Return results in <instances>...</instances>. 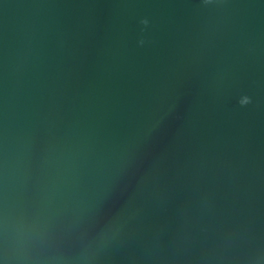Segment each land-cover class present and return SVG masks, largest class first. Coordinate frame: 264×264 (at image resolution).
Returning <instances> with one entry per match:
<instances>
[{
    "label": "water",
    "instance_id": "95a60500",
    "mask_svg": "<svg viewBox=\"0 0 264 264\" xmlns=\"http://www.w3.org/2000/svg\"><path fill=\"white\" fill-rule=\"evenodd\" d=\"M0 264H264V0H0Z\"/></svg>",
    "mask_w": 264,
    "mask_h": 264
},
{
    "label": "clouds",
    "instance_id": "9594fccd",
    "mask_svg": "<svg viewBox=\"0 0 264 264\" xmlns=\"http://www.w3.org/2000/svg\"><path fill=\"white\" fill-rule=\"evenodd\" d=\"M207 2H208V0H205V3H207ZM144 23H147V20H145ZM250 102H251V98L248 97V96H244V97H242L241 100H240V104H241V105H247V104H249Z\"/></svg>",
    "mask_w": 264,
    "mask_h": 264
}]
</instances>
